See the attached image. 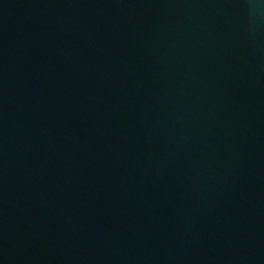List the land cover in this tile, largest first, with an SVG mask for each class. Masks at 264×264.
I'll list each match as a JSON object with an SVG mask.
<instances>
[{
	"label": "water",
	"instance_id": "obj_1",
	"mask_svg": "<svg viewBox=\"0 0 264 264\" xmlns=\"http://www.w3.org/2000/svg\"><path fill=\"white\" fill-rule=\"evenodd\" d=\"M0 264H264V2L0 0Z\"/></svg>",
	"mask_w": 264,
	"mask_h": 264
},
{
	"label": "clouds",
	"instance_id": "obj_2",
	"mask_svg": "<svg viewBox=\"0 0 264 264\" xmlns=\"http://www.w3.org/2000/svg\"><path fill=\"white\" fill-rule=\"evenodd\" d=\"M262 2H264V0H262Z\"/></svg>",
	"mask_w": 264,
	"mask_h": 264
}]
</instances>
